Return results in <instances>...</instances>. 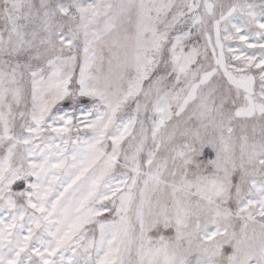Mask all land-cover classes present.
Returning <instances> with one entry per match:
<instances>
[{
    "label": "snow or ice",
    "instance_id": "6c2138e0",
    "mask_svg": "<svg viewBox=\"0 0 264 264\" xmlns=\"http://www.w3.org/2000/svg\"><path fill=\"white\" fill-rule=\"evenodd\" d=\"M0 264H264V0H0Z\"/></svg>",
    "mask_w": 264,
    "mask_h": 264
}]
</instances>
